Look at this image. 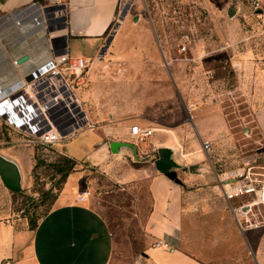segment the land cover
Here are the masks:
<instances>
[{
  "label": "crops",
  "instance_id": "1",
  "mask_svg": "<svg viewBox=\"0 0 264 264\" xmlns=\"http://www.w3.org/2000/svg\"><path fill=\"white\" fill-rule=\"evenodd\" d=\"M127 1L58 0L45 6L42 16L47 25V42L36 26L26 39L11 21L4 19L24 9L36 18L32 3L42 0H0V99L20 75L19 70V74L13 71L10 60L30 53L28 48L34 49L37 56L31 57L20 70L36 63L39 54L45 57V47L50 42L55 49L61 43L70 57L88 61L83 78L73 82V93L89 125L53 143L60 153L78 162H88L104 174L102 181L92 178L90 185L94 189L102 184L124 186L147 181L151 210L146 228L154 240L166 239L174 247L171 251L150 249L152 264H201L181 250L184 182L156 170V150L182 148L185 161L179 168L197 165L199 172H206L209 165L201 162L203 155L188 150L184 153L183 148H200V141H208L210 152L219 156L221 147L235 145L233 137L230 139L232 128L220 97L222 93L211 76L206 75L208 71L203 64L196 62L187 68L184 59L178 57L171 65L165 61L164 67L159 66V46L167 58L170 51L152 25V18L130 13L134 0L124 17L119 18ZM219 39L218 44L226 51L234 45L224 35ZM81 45L84 47L77 48ZM189 50L193 56L201 52L197 47ZM5 116L0 109V158L16 168L19 189H27L32 185L31 156L25 147L16 148L3 141L1 127L30 135L16 125H8ZM234 119L240 121L242 117L238 113ZM132 124L154 130L151 146L143 154L131 144ZM141 155L150 159L139 161ZM83 176L82 173L68 176L60 195L33 230L17 228L10 216L0 218V264H110L114 250L110 226L86 202L88 194L78 199L84 189L80 182ZM10 194L13 192L0 175V195L6 198ZM218 196L223 200L220 193ZM3 211L0 209V213Z\"/></svg>",
  "mask_w": 264,
  "mask_h": 264
},
{
  "label": "rangeland",
  "instance_id": "2",
  "mask_svg": "<svg viewBox=\"0 0 264 264\" xmlns=\"http://www.w3.org/2000/svg\"><path fill=\"white\" fill-rule=\"evenodd\" d=\"M228 8L234 9L232 16L227 15ZM130 13L154 20L152 25L170 51L167 58L158 45L159 66L164 67L165 61L171 65L178 57L184 59L187 68L196 62L203 64L206 75L222 93L232 128L230 139L233 137L235 145L221 147L219 156L216 152L204 155L200 148H183L184 153L188 150L203 155L201 162L209 165L206 172H189L187 167L172 170L178 182H184L181 250L201 264H264V226L247 232L237 227L227 203L218 196L212 171H224L252 160L264 167V15L253 14L244 0H134ZM222 35L234 44L228 51L218 44ZM182 44L187 51H180ZM81 47L84 45L77 48ZM190 47L201 50L200 55L193 56ZM174 65L177 67L176 62ZM238 113L240 121L234 119ZM6 127H1L2 140L16 148L25 147L31 156L32 185L6 198L0 195V209L5 210L0 218L10 216L17 228L33 230L32 225L60 195L68 176L82 173L80 182L84 185L82 193L88 194L86 202L106 219L113 235L110 264H152L148 251L155 248V240L146 228L151 210L146 180L124 186L102 184L94 189L90 181H102L104 174L88 162L75 160L70 174L61 180L52 164L66 155L54 143H43ZM171 150L174 161L181 165L185 161L182 148ZM141 156L139 161L150 159Z\"/></svg>",
  "mask_w": 264,
  "mask_h": 264
},
{
  "label": "built area",
  "instance_id": "3",
  "mask_svg": "<svg viewBox=\"0 0 264 264\" xmlns=\"http://www.w3.org/2000/svg\"><path fill=\"white\" fill-rule=\"evenodd\" d=\"M244 1L253 14L264 15V0ZM54 3H58V0L32 3L40 12L33 18V23L42 27L45 39L47 25L42 16L43 9ZM57 46L58 49H55L52 42L47 44L45 57L41 58L39 54L40 60L38 58L36 63L27 64L24 70H20L21 66L29 60L17 64V59L12 58V69L16 74H19V70L20 75H17L15 83L3 91L0 99V109L6 115L4 121L25 130L33 139L43 143L63 140L89 125L73 93V82L83 78L88 61L70 57L61 43ZM185 48L182 45L180 50ZM46 104L50 105L46 107ZM129 134L131 144L144 153L151 146L154 130L132 124ZM210 149L208 141H200V150L204 155H209ZM258 169L264 170V167L257 164V160H252L224 171L212 170L216 187L242 232L259 230L264 226V173H257ZM83 194L87 193L80 194L79 200L83 199ZM154 247L170 251L174 249L166 239L155 240Z\"/></svg>",
  "mask_w": 264,
  "mask_h": 264
},
{
  "label": "water",
  "instance_id": "4",
  "mask_svg": "<svg viewBox=\"0 0 264 264\" xmlns=\"http://www.w3.org/2000/svg\"><path fill=\"white\" fill-rule=\"evenodd\" d=\"M132 0H128L127 3L124 5V8L120 14V19L124 17L126 14V11L128 7L131 5ZM124 2L122 3V5ZM32 10H36L37 15L40 14L39 10L37 9V6H32ZM234 9L228 8L227 15L232 16L234 14ZM4 19L9 20L12 22V25L18 30V32L21 34V36L26 37V39L30 36L31 31L33 28L37 30H40L42 32L41 38L44 39V32L41 26L38 24L33 23V15L30 12H27L25 9L24 10H18L16 12L10 13L7 16L4 17ZM38 22V21H37ZM36 26V27H35ZM34 29V30H35ZM28 33V36H26ZM46 49V48H45ZM28 52L23 55H17L14 58L17 59L16 62L17 64H22L26 62L27 60H30L31 57L34 58V55L37 56L34 53V49L28 48ZM11 64V63H10ZM32 64V63H30ZM50 104H46V107L49 106ZM157 151V158L154 162V166L158 172L161 174L165 175L166 177H169L170 179H174L176 181L177 178L175 177L174 173L172 170L178 169L179 166L178 164L173 160L172 158V150L166 148V147H161ZM197 165H191L188 167L189 172H193L195 169H197ZM0 175L1 178L4 182V184L11 190V191H19V186H18V174L16 171V168L9 162L3 160L0 158Z\"/></svg>",
  "mask_w": 264,
  "mask_h": 264
},
{
  "label": "trees",
  "instance_id": "5",
  "mask_svg": "<svg viewBox=\"0 0 264 264\" xmlns=\"http://www.w3.org/2000/svg\"><path fill=\"white\" fill-rule=\"evenodd\" d=\"M75 165V161L72 158L67 156H62L61 159L57 160L52 164V168L55 174L61 175V180H65L67 176L72 171V168ZM13 193H17L18 191H12ZM37 224L32 225V229L36 227Z\"/></svg>",
  "mask_w": 264,
  "mask_h": 264
},
{
  "label": "bare ground",
  "instance_id": "6",
  "mask_svg": "<svg viewBox=\"0 0 264 264\" xmlns=\"http://www.w3.org/2000/svg\"><path fill=\"white\" fill-rule=\"evenodd\" d=\"M85 195H86V194L82 195L83 199H84V196H85Z\"/></svg>",
  "mask_w": 264,
  "mask_h": 264
}]
</instances>
